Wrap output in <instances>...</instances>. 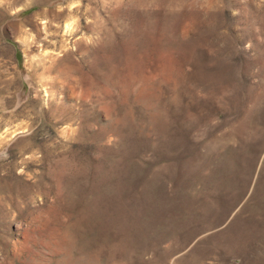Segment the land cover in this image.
<instances>
[{
  "label": "rangeland",
  "instance_id": "1",
  "mask_svg": "<svg viewBox=\"0 0 264 264\" xmlns=\"http://www.w3.org/2000/svg\"><path fill=\"white\" fill-rule=\"evenodd\" d=\"M263 150L264 0H0V264H264Z\"/></svg>",
  "mask_w": 264,
  "mask_h": 264
},
{
  "label": "crops",
  "instance_id": "2",
  "mask_svg": "<svg viewBox=\"0 0 264 264\" xmlns=\"http://www.w3.org/2000/svg\"><path fill=\"white\" fill-rule=\"evenodd\" d=\"M258 178L259 180L250 185L248 199L245 200L243 210L244 213L248 212V206L250 201L254 202V205H257L259 209V213L261 214L260 221V228L263 229V211H264V150L261 152V160L260 165L258 167ZM237 209V208H236Z\"/></svg>",
  "mask_w": 264,
  "mask_h": 264
}]
</instances>
